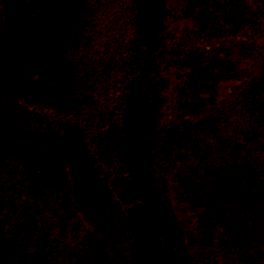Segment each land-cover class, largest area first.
Here are the masks:
<instances>
[{
  "label": "trees",
  "instance_id": "obj_1",
  "mask_svg": "<svg viewBox=\"0 0 264 264\" xmlns=\"http://www.w3.org/2000/svg\"><path fill=\"white\" fill-rule=\"evenodd\" d=\"M0 264H264V0H0Z\"/></svg>",
  "mask_w": 264,
  "mask_h": 264
},
{
  "label": "rangeland",
  "instance_id": "obj_2",
  "mask_svg": "<svg viewBox=\"0 0 264 264\" xmlns=\"http://www.w3.org/2000/svg\"><path fill=\"white\" fill-rule=\"evenodd\" d=\"M180 1L181 0H169V6H170L171 10H173V13H175V10L177 9V6L179 5ZM187 23L188 22L185 20H177L175 14L172 15L167 20L168 29H167V33L165 34V39H164L165 41H164L163 48L158 53L159 62L164 61L165 57L171 53L170 48L172 45V42H171L172 35L174 33L178 32L182 28V26L186 25ZM33 73H34V70L30 71L29 75H32ZM164 73L170 80V88H168L165 92V96L167 98V104L165 105V114L167 116V119H172L174 117L173 87L177 81L176 73L173 69H164ZM229 87H230V83H224L220 86V89H219L220 100L225 99V97L227 96ZM255 146H256V144L252 145L253 148H255ZM67 196H68V190L64 191L61 194V200H60V202H58V204H61ZM175 199L176 198H175V195L173 193V197L171 200H173L174 208L177 212L179 222H180L181 226L184 228V231H185L186 236H187V241H188V244L192 250V253H194L195 255H198V256L205 255L206 252H203V251L197 249L196 246L193 244V240H192V237L190 235V225H189L188 216H187L186 212L183 210L182 205H180L177 202V200H175ZM82 224H83V222L80 219H76L73 221L70 228L72 230H75V229L81 228Z\"/></svg>",
  "mask_w": 264,
  "mask_h": 264
}]
</instances>
